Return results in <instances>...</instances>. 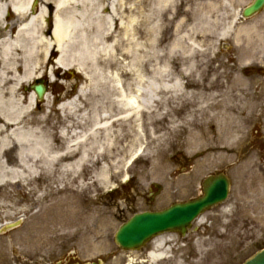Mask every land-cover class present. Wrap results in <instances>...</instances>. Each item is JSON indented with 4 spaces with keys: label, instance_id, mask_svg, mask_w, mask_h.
<instances>
[{
    "label": "rangeland",
    "instance_id": "1",
    "mask_svg": "<svg viewBox=\"0 0 264 264\" xmlns=\"http://www.w3.org/2000/svg\"><path fill=\"white\" fill-rule=\"evenodd\" d=\"M226 1L177 0L160 17L148 6L146 15L163 29L148 38L136 35L125 47L129 54L118 50L120 65L89 64L91 79L73 69L51 80L44 74L48 99L26 120L36 122L29 125L35 134L11 136L0 159L6 165L0 228L21 221L0 235V264H244L264 249V11L246 20L241 11L253 0ZM188 10L186 21L181 12ZM7 17L0 16V39L13 16ZM48 19L50 30V14ZM191 25L197 46L172 49L183 36L178 26L183 34ZM120 68L129 72L121 77L124 84L136 89L139 73L158 98L139 128L122 127V120L111 122L113 140L104 127L97 138L89 137L88 126L79 122L87 114L105 110L119 118L118 109L109 106L117 98L110 73ZM182 74L180 90L174 78ZM82 89L87 96L78 102L80 111L62 113L60 107ZM30 91L24 90L26 97ZM72 117L76 122H68ZM68 141L82 150L98 142L101 147L88 166L72 172L41 147L62 150ZM217 173L232 180L229 199L203 214L185 237L163 234L175 240L165 247L168 259L150 261L152 243L141 252H124L115 244L116 231L134 214L198 198L202 182ZM68 209L77 211L76 226L66 223Z\"/></svg>",
    "mask_w": 264,
    "mask_h": 264
},
{
    "label": "bare ground",
    "instance_id": "2",
    "mask_svg": "<svg viewBox=\"0 0 264 264\" xmlns=\"http://www.w3.org/2000/svg\"><path fill=\"white\" fill-rule=\"evenodd\" d=\"M33 0H0V16L8 15L6 21L12 17L7 26L4 27L5 36L0 39V159L8 152L6 143L11 138L21 134L23 138H31L35 131L29 125H35V121H26L42 104L36 95L30 91V95L24 93L26 88L32 87L37 81L44 78V74L51 77L57 76L64 70H76L88 79L92 77L87 74L89 64L96 66L98 63L106 65H120L118 50L124 49L126 54L130 51L125 47L136 35L148 38L158 32L163 24H153L150 15H146L147 7H151L152 15L160 17L163 10L169 11L176 6L177 0H42L36 7L32 5ZM36 1V0H35ZM227 3L226 0H223ZM184 14L188 21L190 11ZM52 18L51 31L49 17ZM235 15L234 20H236ZM233 20V21H234ZM47 26L46 27V23ZM207 24V17L203 19ZM183 24V23H181ZM15 31V35L12 33ZM178 26V35L171 48L186 49L194 48L198 44V34L191 25L185 33H181ZM27 33L28 37L23 35ZM123 42H126L123 43ZM125 44V45H124ZM126 57V55H123ZM51 65L53 69L51 70ZM105 67V66H104ZM106 68V67H105ZM101 72L104 70L101 69ZM139 72V68L137 69ZM129 72L119 69V73H110L115 83L117 98L110 103V109H118V119L110 117L109 111L100 110L91 117L89 114L77 119V122L88 126L89 137H96L101 127L108 128L107 136L111 141L114 134L110 130L111 122H121L122 127L139 128L138 123L145 119L148 107L154 104L158 96L147 91L144 86L146 78L138 73V87L135 89L130 84H124L122 76H129ZM135 74V72L133 71ZM185 75L174 78L175 87L183 90L182 83ZM100 79L101 77L98 76ZM133 88V89H132ZM87 94L82 89L76 100L64 103L60 110L66 114L80 111L78 102ZM46 95L44 101H47ZM36 105V108H35ZM49 107V105H46ZM74 117L68 122H76ZM113 120V121H112ZM65 136L66 134L63 133ZM117 135V134H116ZM54 135H51V138ZM78 138H84L78 135ZM14 146L17 142H13ZM19 143V141H18ZM46 154L51 153V158L58 162L64 161L65 169L76 172L81 171L92 162L91 156H96L99 142L94 149L82 150L78 142H66L61 148L54 145L41 146ZM96 161H99L97 158ZM6 172V165L0 160V176ZM3 178V177H2ZM73 202H69L71 204ZM60 204H58L59 206ZM61 206H64L61 204ZM66 223L69 226L77 225V211L68 209ZM71 215V216H70ZM175 240L159 236L154 240L153 251L149 252L147 258L150 261L166 260L169 248L165 250L168 243Z\"/></svg>",
    "mask_w": 264,
    "mask_h": 264
},
{
    "label": "water",
    "instance_id": "3",
    "mask_svg": "<svg viewBox=\"0 0 264 264\" xmlns=\"http://www.w3.org/2000/svg\"><path fill=\"white\" fill-rule=\"evenodd\" d=\"M264 9V0H255L243 11L244 18H250ZM39 99L46 89L43 85L34 87ZM230 180L223 174L210 177L204 182V196L186 202L177 203L159 213H144L133 217L116 234L115 241L122 250H140L152 237L164 232L177 231L186 235L192 222L205 211L223 203L229 194ZM20 222L8 224L0 234L19 226ZM244 264H264V250L255 254Z\"/></svg>",
    "mask_w": 264,
    "mask_h": 264
}]
</instances>
